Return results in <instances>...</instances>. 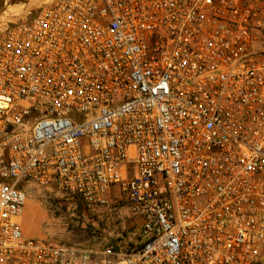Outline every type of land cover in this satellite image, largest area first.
<instances>
[{
    "label": "built area",
    "instance_id": "1",
    "mask_svg": "<svg viewBox=\"0 0 264 264\" xmlns=\"http://www.w3.org/2000/svg\"><path fill=\"white\" fill-rule=\"evenodd\" d=\"M18 5L0 13V264H264V0ZM31 189L123 201L137 245L25 237Z\"/></svg>",
    "mask_w": 264,
    "mask_h": 264
},
{
    "label": "rangeland",
    "instance_id": "2",
    "mask_svg": "<svg viewBox=\"0 0 264 264\" xmlns=\"http://www.w3.org/2000/svg\"><path fill=\"white\" fill-rule=\"evenodd\" d=\"M25 1L0 0V13L24 12L18 3ZM18 222L25 237L88 247L122 245L139 232V223L123 201L87 207L75 197L39 189L27 191Z\"/></svg>",
    "mask_w": 264,
    "mask_h": 264
},
{
    "label": "trees",
    "instance_id": "3",
    "mask_svg": "<svg viewBox=\"0 0 264 264\" xmlns=\"http://www.w3.org/2000/svg\"><path fill=\"white\" fill-rule=\"evenodd\" d=\"M135 245H137V238L134 241H132V242H128L126 240L124 243H122V245L115 244V245H110V246L113 247V248H115V249H117L119 246H123V247H126V248L130 249L131 247H133Z\"/></svg>",
    "mask_w": 264,
    "mask_h": 264
}]
</instances>
